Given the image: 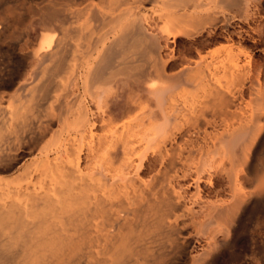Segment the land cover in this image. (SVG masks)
<instances>
[{"label": "bare ground", "instance_id": "6f19581e", "mask_svg": "<svg viewBox=\"0 0 264 264\" xmlns=\"http://www.w3.org/2000/svg\"><path fill=\"white\" fill-rule=\"evenodd\" d=\"M33 1L0 0V51L18 62L12 71L2 65L0 89L21 79L28 59L51 62L13 107L0 106V264H190L195 236L217 244V233L264 208V180L255 178L264 168V0H103L111 12L130 10L113 17L92 8L94 25H62L60 36L43 30L37 48L20 52L31 13L47 25L82 13L66 14L55 7L60 0ZM179 38L188 45L181 55ZM207 39L221 50L205 52ZM74 86L78 115L66 122L62 106L66 131L48 141L59 116L45 104L65 105ZM143 86L152 105L145 113ZM192 87L210 92V109L194 102ZM210 111L222 131L195 165L197 190L188 197L181 182L191 167L177 149ZM216 160L220 180L208 184L215 196L226 184L230 198L200 201L202 172ZM203 253L204 261L212 254Z\"/></svg>", "mask_w": 264, "mask_h": 264}, {"label": "rangeland", "instance_id": "374dc122", "mask_svg": "<svg viewBox=\"0 0 264 264\" xmlns=\"http://www.w3.org/2000/svg\"><path fill=\"white\" fill-rule=\"evenodd\" d=\"M39 1L42 2V0H35L33 2H37V4H38ZM49 1L50 0H47L44 3H48ZM58 3H59V5H58ZM58 3H57V6H55V7L56 8H60V9H62V8L64 9L65 8L64 10H65L66 14H68L67 12H69V11H66V7H67V10H69V9L73 10L72 12H78L80 9H82V10L79 11V12L82 11V13L81 14H77V15L75 14L74 16H71L70 15L71 17L68 15L69 18H67V16H66L67 19L64 17V19H66V20L62 19L64 21L63 24H62V21L59 22L60 21L59 20L57 22L48 23V25L45 22H43V20H42V18L40 17L39 14H37L36 12H33L34 14L36 13L33 16V13H31L29 15V18H28L29 21H30L29 24H28V27L30 29L28 27L27 28L29 30L26 28L28 30V31L25 30V31H27V32H25L26 33L25 35H27V37L24 36L25 38H27V40L29 39L31 42L28 40V43H27V40L25 38H23L22 40H25V41H22L21 40L20 45L22 47L19 45V51L20 52L22 50L25 51L24 49H27V50L30 49V50H32L35 47L37 48V46H39L38 45L39 37H40V34H41V32L43 30L44 31H47V32L48 31L49 32L56 31V32H53V33H57V35L60 36L61 34H63L61 32L62 31L61 30L62 25H63L64 28L65 27H69L70 25L71 26H80V25H82L84 22H86L87 20H90L91 19L90 17H91V10H92V8L93 9L105 10L107 13H112L111 16H113V17H115L119 13H122V12H125L127 10H130V5H123L120 8H118L116 11L111 12V10L109 8H107V9L104 8L106 6V4L104 3L103 0H87V1H85L83 3L82 2H80V3L73 2L74 4L71 3V2L70 3H68V2H64L63 3V1L60 0V1H58ZM33 4H35V3H33ZM37 4H35V5H37ZM63 5H64V7H63ZM85 7H87V8H85ZM89 7H90V9H89ZM159 7L162 8V6H159ZM85 9H86L87 12L84 15L83 14V10H85ZM88 10H90V11H88ZM89 13H90V15H89ZM77 17H78V19H77ZM38 18H40V21H38L39 20ZM79 18H81V20H79ZM90 21H91V24L94 25V22H93L94 20L93 21L90 20ZM45 24H46V26H44ZM165 24H166V21L165 20H160L159 21V25L160 26H165ZM206 38H207V32H205L204 35L202 36V39H205L206 40ZM213 40H210V39L208 40L207 39V42L208 41H211V42H209L207 44V47H205V49H203L205 52L209 51V52L214 53L216 51V53H217V52H219L218 50H221V47H222L221 42L219 40L218 41H215L214 40L215 42H213ZM173 46L175 47V50L177 51V54H180L181 55V54L185 53L186 48H187L188 45L185 44V39L179 38L177 40V43L173 44ZM93 49H92V52L91 53H94L95 50H93ZM81 50L83 51V50H86V49L85 48H82ZM1 51H0V71L5 70L8 66L9 67L7 69H9L10 71H12L14 69L16 70V68H18V66H17L18 65L17 55H12L10 57L7 56V58H9L10 61H6L7 58L5 56L8 55V54H5L6 52L3 51V50H1ZM256 55H257L256 58H259L260 53H258ZM71 59L72 60H70V64L73 67H76V66L79 65L78 64L79 61L77 60L78 59V56L77 55L74 56V57H71ZM30 60H32V63L29 62ZM30 60L28 59L24 63L23 69H24V67H26V69H24V71H22L23 69L21 68V70H20L21 79H17L16 84H14L11 87H5V88H1L0 89V97H1V99H0V101H1L0 102V106H2L4 108H7V109H10L11 107L14 106V104H15L14 101H15V99H16L17 96L23 95L27 91L29 92L32 87H35L36 85H38L41 82L42 73H40V71H42V69L44 67L50 65L51 62L49 61V59H46V60L43 59L44 61H40L38 63H36L32 58H30ZM4 63H7V65H5V66H7L6 68L3 67L4 66L3 65ZM25 65H27V66H25ZM2 67L5 68V69H3ZM11 67L14 68V69L11 70ZM36 70H38V71H36ZM26 71H27V73H26ZM23 73L26 74L25 77L24 76L22 77V74ZM63 77L64 76H61V78H60L61 81H62V78ZM23 79L25 80V82L23 81ZM26 80L28 81V83H26ZM62 82H66V79H64V81H62ZM15 85L19 86V89ZM24 85H25V87H24ZM20 87H24V88L21 89ZM117 87L118 86L116 84L115 85V91L117 90ZM141 87L140 88L137 87L136 89L139 88V90H137V91H138V93L142 94L140 101H142L141 102L142 103L141 104L142 107L144 106L142 112L145 113V112L149 111V109L152 107V105L149 103V101L147 100L146 97H143V94L144 95L146 94V93H144V90H145L144 87L145 86H143L144 89L143 88L141 89ZM17 89H18V91H17ZM23 89L24 90H27V91L26 92H23ZM76 89H77V87L74 86V89L72 87L71 88V92H70L71 95L68 96L69 98H67V97L63 98L65 100L64 101V104L65 105H62L61 102H60V104H59V102H53L52 100L49 102L50 104H48V103L45 104V105H48L47 107H48V109L51 112L50 115L53 116L54 119H56L59 116V118H57L55 120V124L56 123H58V124H56V125L54 124V126H56V127H54L52 129V132L53 133H51L52 136L51 135L48 136L49 137L48 138V141H54V138L56 140L57 139V135H55V134H58L60 130H61L60 133H62L63 130H64L63 133H65L66 130L63 127V124L64 123L61 124V122L63 120L60 122V119H62L65 116V113L66 112H67L66 116L68 117V118H65L64 117L65 120L68 119L66 122H72V120H74L77 117L76 115H78V111H77L78 109H77V105L75 104V103H77V102H75V100H77V98L75 99L73 97V96H75V95H77L79 93V90L78 89L76 90ZM129 89H130V87H129ZM136 89L133 90L132 92H131V89H130L129 92L133 93L134 91H136ZM73 90H75V91H73ZM21 91H22V93H21ZM192 91L196 93L195 94L196 97H195V95L193 94ZM189 92H192L191 94L194 96L193 97L194 99L197 98V99L194 100V102H196L197 104L200 103V105L201 106H204V107H207L208 106L207 108H209V109L211 108V106H212V105H210L211 104V100L208 99V95H209L210 92L208 90H206L204 88L202 89L201 87L200 88L198 87V89H197V87L196 88L192 87V90H190ZM60 93H61L60 91H55L54 92V95H55V99H56V97H59V98H61L60 101H62L63 95H61L62 93L61 94ZM74 93H75V95H73ZM246 98H247V101H248L249 100V97L247 96ZM196 100H198L199 102H197ZM205 101L208 103L207 105L203 104V103H205ZM55 103H57L58 105H56ZM54 105H55V107H53ZM68 105L71 106V107L68 108L69 107ZM58 106L60 108H58ZM62 106H63V112H62V109H61ZM64 106H66V107H64ZM249 107L250 106L244 107L245 108V111H248V108ZM65 110H66V112L64 113ZM61 112L64 113L63 114L64 116L62 115ZM59 113H61L62 116ZM210 113H211L210 116L205 115V117H204L205 118V126H202V127H199V128H193V129L191 128V132H190L191 133V137L189 136L188 141L187 142H183L179 146V148L177 149V153L179 154V156L181 158H183L185 161L187 160V164H189L190 167H191L190 168V173L192 175L187 180H183L181 182V186L185 190V195H188V197H191V195H193L196 192V190H197L196 189L197 186L195 185L193 179L195 180V177L197 175L196 174L195 167L198 166V161L200 159V156L205 152V150L208 147H210L213 144H215V143L218 142V138H219L220 132L222 131V123H221L220 116L219 115H212V112L211 111H210ZM40 116H43V115H40ZM217 116H219V117L217 118ZM36 117L37 118H36L35 121H37L39 119L38 116H36ZM60 117H62V118H60ZM114 152H117V150H115ZM190 154H192V155H190ZM219 162H220V160H216V161L213 162L214 163L212 165L213 167H210V169L211 168L213 169V170L211 169L212 172L209 170V168H207L208 170L206 172L205 171H204V173L202 172L201 181L199 182V184H200V194H201V195H199L201 197V200L200 201H203L205 199L206 201L208 200V202L209 201L213 202V201H215L217 199H220V200L223 199V200H225V199L230 198L231 192L229 191V189H228V187H227L226 184H225V187L226 188L224 187L225 188L224 191L221 193V195H218V196L217 195L215 196V193L213 194L212 189H211L210 185L208 184L209 183L208 181H210V179H211L212 182L214 181L213 183H215V184L216 183H219V181H218L219 178L217 177V174H215V172H214V170H216V168H218V170H221L222 165H220ZM261 170H262V168H261ZM261 170H259L260 172L257 171L258 175L257 174L255 175V178H258L257 181L264 180V168H263L262 172H261ZM15 174L16 173H11V174H9L8 177L11 178ZM145 175H143V177H146L147 176V178H148V174L146 176ZM260 175H262V176H260ZM193 176H195V177H193ZM202 205L203 204H201V203H197V204L195 203L193 206L195 207L196 210H204L205 207L202 206ZM201 207H204V208L202 209ZM125 213L126 212L124 211L123 214H125ZM250 215H247L246 218H244V220L242 222V226L241 225H238V223H234V226L233 227L235 229L233 228L231 231L229 230V233H227L226 231H225V233H223V232L217 233L219 235L216 238V243L217 244L214 243L215 241L214 242L212 241L211 243L208 244L207 242H210L211 240H207L206 239V236H205V238L202 237L203 239L201 238V235L200 236H195L193 238V240H192V244H191L192 246H190L189 247V250H188L189 255H191V256L193 255V257H194L193 260H195V261L197 260L196 259L197 256L199 257V259L201 257L202 258L203 257L206 258L207 255H205L203 253V249L206 248L208 250L210 249V251L212 252V254L210 256H208V259L205 260V261L202 258H201L202 260H197L196 262L198 264H264V208H262L261 211L257 212L256 215L255 214H252L251 216ZM221 233H223L224 235L221 234ZM226 234L227 235L229 234V235L227 237H225ZM218 238H220V239H218ZM205 240H207V241H205ZM217 240H218V242H217ZM171 243H173V242H168V244L173 247L174 243L173 244H171ZM201 254H202V256H201ZM193 260L191 261L190 264H194L193 263ZM200 261H201V263H200ZM196 262H195V264H196Z\"/></svg>", "mask_w": 264, "mask_h": 264}]
</instances>
